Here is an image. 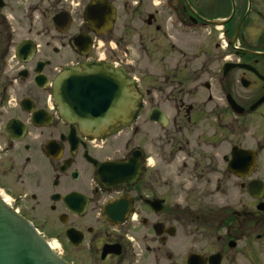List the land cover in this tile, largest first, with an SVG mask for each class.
Masks as SVG:
<instances>
[{"label":"flooded vegetation","instance_id":"obj_1","mask_svg":"<svg viewBox=\"0 0 264 264\" xmlns=\"http://www.w3.org/2000/svg\"><path fill=\"white\" fill-rule=\"evenodd\" d=\"M76 1L0 0L2 199L67 264H264V0ZM140 48L170 67L138 80ZM94 63L139 81L133 123L64 118Z\"/></svg>","mask_w":264,"mask_h":264},{"label":"water","instance_id":"obj_2","mask_svg":"<svg viewBox=\"0 0 264 264\" xmlns=\"http://www.w3.org/2000/svg\"><path fill=\"white\" fill-rule=\"evenodd\" d=\"M56 99L65 119L92 132L131 124L142 108L136 81L123 69L102 63L67 70L58 81ZM0 264H67L1 196Z\"/></svg>","mask_w":264,"mask_h":264},{"label":"rangeland","instance_id":"obj_3","mask_svg":"<svg viewBox=\"0 0 264 264\" xmlns=\"http://www.w3.org/2000/svg\"><path fill=\"white\" fill-rule=\"evenodd\" d=\"M77 0L76 2H78ZM134 67L133 71L135 73V76L138 80L142 79L143 74L146 71L152 70V71H159V70H166L168 67H170L169 62H163L158 55H153L150 59L145 56L144 52L140 49H135L134 54ZM139 82V81H137ZM143 84H140V87H142ZM143 88V87H142ZM142 90V89H141ZM231 261H226V263H230Z\"/></svg>","mask_w":264,"mask_h":264},{"label":"bare ground","instance_id":"obj_4","mask_svg":"<svg viewBox=\"0 0 264 264\" xmlns=\"http://www.w3.org/2000/svg\"><path fill=\"white\" fill-rule=\"evenodd\" d=\"M6 204L9 205L8 202H6Z\"/></svg>","mask_w":264,"mask_h":264}]
</instances>
